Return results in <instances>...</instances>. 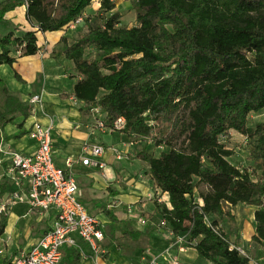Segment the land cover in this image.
Listing matches in <instances>:
<instances>
[{"label":"trees","instance_id":"trees-1","mask_svg":"<svg viewBox=\"0 0 264 264\" xmlns=\"http://www.w3.org/2000/svg\"><path fill=\"white\" fill-rule=\"evenodd\" d=\"M93 1L99 6L95 20L85 18L88 30L60 39L79 76L72 95L85 112L102 111L107 126L123 116L128 136L169 147L158 156L143 147L137 155L168 193L171 206L156 201V208L175 235L189 234L185 246L207 264H257L207 218L221 215L224 203L257 205L252 241L264 248V126L248 125L250 113L264 108V0H126L138 22L131 27L119 25L115 0H1L0 65L36 54L39 31L67 28ZM24 4L32 28L3 32L6 13ZM2 93L7 104L0 126L12 122L14 112L30 115L31 106L8 94L0 75ZM231 130L255 138L256 178L230 161L233 151L222 137ZM199 184L203 204L195 199ZM9 186L1 184L0 197ZM8 220L9 210H0V237ZM130 234L141 232H123ZM82 259L80 248L66 246L58 264Z\"/></svg>","mask_w":264,"mask_h":264},{"label":"crops","instance_id":"crops-1","mask_svg":"<svg viewBox=\"0 0 264 264\" xmlns=\"http://www.w3.org/2000/svg\"><path fill=\"white\" fill-rule=\"evenodd\" d=\"M1 27L3 32L32 28L26 16V5L8 11ZM63 35H67L63 29L39 31L40 49L36 54L20 56L13 64L0 65V75L8 94L31 106L30 115L14 112L13 121L0 126L2 168L7 166L12 151L35 150L36 141L30 134L35 121L45 124L52 121L55 162L76 178L80 200H84L83 203L99 217L105 233V252L101 257L94 256L78 239L84 252L81 264H145L147 257L159 259L158 264H171L175 259L184 264H200L197 250L182 245L167 222L162 224L163 218L154 197L156 184L150 177V164L137 155L139 148L134 143L137 138L121 130L103 131L98 127V121L92 120L95 113L85 112L81 108L83 103L74 102L72 92L78 78L73 76V61L62 53L60 39ZM36 94L41 99L31 104L30 98ZM4 98L7 96L2 93L0 103ZM6 104L4 100L0 108ZM87 142L104 146L102 159L106 166L99 168L76 161L68 168L67 159H77ZM165 195L168 197V193ZM129 206L134 213H128ZM94 208L98 210L94 211ZM55 215L56 210L40 212L31 210L26 203L14 205L9 210L8 224L0 243L9 239L12 245L22 248L20 252L29 249L51 228ZM111 215L115 220L112 221ZM138 216L143 218V223L137 220ZM128 229L141 234L138 238H133V234L123 236ZM258 251V256L263 257L261 246Z\"/></svg>","mask_w":264,"mask_h":264},{"label":"built area","instance_id":"built-area-1","mask_svg":"<svg viewBox=\"0 0 264 264\" xmlns=\"http://www.w3.org/2000/svg\"><path fill=\"white\" fill-rule=\"evenodd\" d=\"M82 17L79 16L71 26L74 27L81 22ZM40 99V95L36 94L30 98V102L35 104ZM125 122V118L121 116L110 126H107L103 119L99 120L97 125L103 131H115L121 130ZM52 127V121L47 124L35 121L30 131L36 141L35 150L12 151L9 162L0 175V192L2 183L7 182L10 185L0 197V210L8 211L18 203H26L30 209L40 212L56 210L51 228L29 249L16 255L11 264H58L66 246L80 248L78 239L89 247L94 256L105 252L102 221L80 200L81 191L76 178L55 162ZM104 150L101 143L87 142L82 146V152L77 159L72 157L67 159V166L70 168L79 161L85 165L104 168L106 166L102 159ZM127 211L134 213L132 206H129ZM137 218L143 221L141 216ZM80 249L83 254L82 248ZM149 264H156L155 259Z\"/></svg>","mask_w":264,"mask_h":264},{"label":"rangeland","instance_id":"rangeland-1","mask_svg":"<svg viewBox=\"0 0 264 264\" xmlns=\"http://www.w3.org/2000/svg\"><path fill=\"white\" fill-rule=\"evenodd\" d=\"M115 2H116V8L113 11L117 10L121 13L119 25L131 27L133 25L138 24L136 20V12L132 8V5L129 1L115 0ZM98 6H99V3L97 1H93L92 4L86 8L85 13L82 15L83 20L79 22L78 24H76L75 25L76 27L75 26L72 27L70 24L68 25L67 28L63 29L66 31L67 36L71 40L77 38L82 33L88 30L89 24L87 21H85V18H87L88 16L91 17L89 18V23L95 20V18L97 17V14H95V12H97ZM110 13L111 12H109L108 14ZM73 76H76L79 79L78 75L74 74ZM4 100L6 99L5 98L2 99V102ZM73 100L75 103H78V104L82 103L80 100H78L74 96H73ZM2 102L0 103V105H2ZM93 112L96 115V117L95 118L93 117L92 119L93 121H95V123L99 120L104 119L103 117L104 113L102 111L94 109ZM257 124H261L262 126H264V108L257 112H251L248 117L249 126L255 128ZM112 138H114V135L112 136ZM254 139L255 138H250L247 135L242 134L235 130H231L226 136L224 135L222 137V141L225 142L226 146L233 151L232 155L229 157L230 161L234 165L240 168H249V171L253 172V177L256 178V174H259L261 172V167H260V164L257 163L251 157ZM88 143L93 144L91 142H88ZM134 143L137 144L139 149L145 147L149 152L153 153L156 156L160 155V153L163 150L169 149V147L166 144H162L158 146L155 145L152 142L151 137H139L134 140ZM1 160L4 162L3 159H0V175L4 172V169L1 166L3 162H1ZM195 181H197V178H195ZM204 188L205 186L203 184H199L195 189V199L200 204H202V199L199 196V192L200 190ZM155 193H156V196L154 195V197L156 198V201L158 202L167 201V203L170 204L169 196L167 197L165 195V193L167 192H163L160 188L156 186ZM159 199H162V201H160ZM81 201L83 202L84 200H81ZM86 207L90 212H92L90 208H88V205ZM96 209L97 208H94V211L98 210ZM256 209H257V205L255 204L238 203L236 205H231L229 203H224L223 212L221 215H218L215 217L216 221L215 220L213 221L214 217H210V216L207 218V220L209 221L211 225H213V227L217 231L227 236V238L232 244V247H236L240 250L242 254L250 256L253 262L257 264H264V249L262 248L263 257H259L258 248L260 246L257 243L253 242L252 240H249L255 230L254 213ZM139 222L143 223L144 220L139 221ZM162 224H164L163 221H162ZM166 225L168 224L166 223ZM188 237H189L188 233H179L177 235V239L181 240L179 242L182 245H184V242L188 240ZM20 249L18 248L17 244L12 245L9 239L5 240L3 243H0V264H6V263L11 264L13 258L19 254ZM101 256L103 255H99L97 257H101ZM146 259L148 261L145 264H149L150 261L152 260L150 257H147ZM158 260L159 259L155 258L156 264H158ZM200 260H201L200 264H207L206 262L207 260H205L204 258L202 259L200 258ZM175 262L184 264L183 262H180L178 259H175L174 261H172L171 264H175Z\"/></svg>","mask_w":264,"mask_h":264}]
</instances>
